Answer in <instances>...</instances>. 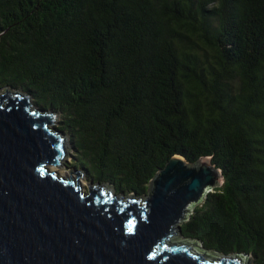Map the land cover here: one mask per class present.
I'll list each match as a JSON object with an SVG mask.
<instances>
[{
    "label": "trees",
    "instance_id": "1",
    "mask_svg": "<svg viewBox=\"0 0 264 264\" xmlns=\"http://www.w3.org/2000/svg\"><path fill=\"white\" fill-rule=\"evenodd\" d=\"M0 87L56 111L73 168L118 194L211 158L224 183L182 235L264 264V0H0Z\"/></svg>",
    "mask_w": 264,
    "mask_h": 264
},
{
    "label": "water",
    "instance_id": "2",
    "mask_svg": "<svg viewBox=\"0 0 264 264\" xmlns=\"http://www.w3.org/2000/svg\"><path fill=\"white\" fill-rule=\"evenodd\" d=\"M1 90V88H0ZM11 87L0 97V264H251L182 235V225L223 185L203 158L174 156L146 194L116 193L76 168L61 176L69 136L52 109ZM146 196V197H145Z\"/></svg>",
    "mask_w": 264,
    "mask_h": 264
},
{
    "label": "rangeland",
    "instance_id": "3",
    "mask_svg": "<svg viewBox=\"0 0 264 264\" xmlns=\"http://www.w3.org/2000/svg\"><path fill=\"white\" fill-rule=\"evenodd\" d=\"M0 88H1V90H0V97H1V96H3L5 94V92L7 91V88H2V87H0ZM33 101H34V99H31L30 100V102H33ZM59 121H60V119L58 117L57 121L54 122V124H57V125H51V128H57V127H59ZM68 145H69V154H68V156L65 158V160L62 163V165H63L64 168H57L56 166H52V165L49 166V168L52 171L58 172L61 176H71L70 171L73 170L72 163L74 162V158H72V154H71L72 153V148H71V145H70L69 142H68ZM78 170L81 171L85 175V178L84 179L78 178V180H79L80 184L82 185V188L86 192H89V187L87 186V184H90V181H93V180H90L88 178L87 173L84 170H82L81 168L80 169L78 168ZM94 183H96V182H94ZM109 187L111 189L114 188L112 185H110ZM145 194H146V196H148V192H146ZM249 257L252 258V263L251 264H255L256 263V259H254L253 256H249Z\"/></svg>",
    "mask_w": 264,
    "mask_h": 264
},
{
    "label": "bare ground",
    "instance_id": "4",
    "mask_svg": "<svg viewBox=\"0 0 264 264\" xmlns=\"http://www.w3.org/2000/svg\"><path fill=\"white\" fill-rule=\"evenodd\" d=\"M110 188V187H109ZM111 189V188H110Z\"/></svg>",
    "mask_w": 264,
    "mask_h": 264
}]
</instances>
